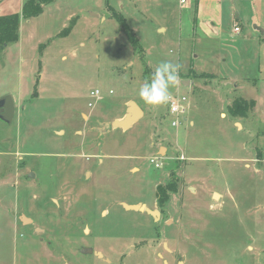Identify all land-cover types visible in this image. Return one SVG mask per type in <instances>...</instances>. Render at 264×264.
<instances>
[{
	"label": "rangeland",
	"instance_id": "obj_1",
	"mask_svg": "<svg viewBox=\"0 0 264 264\" xmlns=\"http://www.w3.org/2000/svg\"><path fill=\"white\" fill-rule=\"evenodd\" d=\"M26 1L0 0V16ZM192 2L53 0L20 20L0 51L15 108L0 119V264H264V0L213 1L220 36L200 39ZM164 61L186 97L176 126L138 95ZM236 98L257 103L232 116ZM127 100L143 117L110 128Z\"/></svg>",
	"mask_w": 264,
	"mask_h": 264
},
{
	"label": "trees",
	"instance_id": "obj_2",
	"mask_svg": "<svg viewBox=\"0 0 264 264\" xmlns=\"http://www.w3.org/2000/svg\"><path fill=\"white\" fill-rule=\"evenodd\" d=\"M53 0H27L21 6L19 12L8 13L0 16V51L7 45L14 43L19 37V22L21 19H29L36 17L43 11V6ZM121 23L122 28L128 33L129 38L134 46H137V41L134 34L127 28L124 19L117 14H114ZM254 106L253 100L236 98L229 106L232 116L245 117L248 110ZM260 157V153H258ZM168 185V186H167ZM166 186L159 185L157 187L158 202L162 204L168 198V192L174 189L173 184Z\"/></svg>",
	"mask_w": 264,
	"mask_h": 264
},
{
	"label": "clouds",
	"instance_id": "obj_3",
	"mask_svg": "<svg viewBox=\"0 0 264 264\" xmlns=\"http://www.w3.org/2000/svg\"><path fill=\"white\" fill-rule=\"evenodd\" d=\"M179 69L180 65L171 61L161 62L155 67L150 79L146 80L138 91L139 97L146 105L158 107L169 103L170 89L179 80Z\"/></svg>",
	"mask_w": 264,
	"mask_h": 264
},
{
	"label": "crops",
	"instance_id": "obj_4",
	"mask_svg": "<svg viewBox=\"0 0 264 264\" xmlns=\"http://www.w3.org/2000/svg\"><path fill=\"white\" fill-rule=\"evenodd\" d=\"M192 1L193 2L191 3L190 9H193L194 7L196 8L194 10V12H195V17L194 18H198V19L201 18L200 21H198V20L196 21L195 19L191 20V30H190V32H191V35H193L192 37H194L196 39H200L199 35H201V36H205V37H208V38H217V37L219 38V36H220V32H219V30H220V27H219L220 17L216 16V14H214V16L210 15L212 10H213L212 12H214V10H217V4L215 2H213V1H216V0H201V1L200 0H192ZM185 2H186V0H185ZM203 7L205 8L204 14H202V8ZM234 25L238 27L237 23L234 24ZM238 30H239V28H238ZM202 39H205V38H202ZM180 82L183 85H185V86L188 85V82L186 80H180ZM192 83H193V81L192 82L190 81L189 84H192ZM246 100H248V99H246ZM249 100H253V99H249ZM130 101L135 102L134 100H127L125 102V105H124L123 113L120 116H117V117L113 118L112 121L122 118L127 113ZM253 102L256 105L257 101L255 103V101L253 100ZM135 104L141 109V107L136 102H135ZM141 111H142V113H141V115L139 116V118H138V120L136 122H138L144 115L142 109H141ZM221 115H223V114L221 113ZM184 119H185V117H184ZM136 122L131 124L128 128L132 127ZM236 124H238V123H236ZM123 130H126V129H123Z\"/></svg>",
	"mask_w": 264,
	"mask_h": 264
},
{
	"label": "water",
	"instance_id": "obj_5",
	"mask_svg": "<svg viewBox=\"0 0 264 264\" xmlns=\"http://www.w3.org/2000/svg\"><path fill=\"white\" fill-rule=\"evenodd\" d=\"M256 28L264 34V30L262 28H259V27H256ZM14 112H15V108H14L13 98L10 95L1 97L0 98V119L7 123H10L13 119ZM141 113H142L141 109L135 104V102L130 101L127 113L122 118L112 121L109 124V127L127 129L131 124H133L134 122L138 120ZM30 176L33 177L34 174L31 173ZM123 206L127 210L147 212L154 219H157V217L159 218V215H160L159 211L151 210L148 207H146L145 204L143 203H137V204L123 203ZM21 220L25 223L24 221L25 219L21 218ZM82 252L92 253L93 250L84 249L82 250ZM96 254L98 256H101L99 252H96Z\"/></svg>",
	"mask_w": 264,
	"mask_h": 264
},
{
	"label": "built area",
	"instance_id": "obj_6",
	"mask_svg": "<svg viewBox=\"0 0 264 264\" xmlns=\"http://www.w3.org/2000/svg\"><path fill=\"white\" fill-rule=\"evenodd\" d=\"M182 3L185 2V0H180ZM235 31L238 30V27L235 26ZM91 95L95 99H99V91L96 89L91 92ZM186 97L181 96L178 94L171 95V99L168 103V112L174 116V119L172 120L171 124L172 126H176L179 122V117H181L186 112ZM175 121V123H173ZM152 163H155V166L158 167L160 164L157 162V159L154 157L151 159Z\"/></svg>",
	"mask_w": 264,
	"mask_h": 264
},
{
	"label": "bare ground",
	"instance_id": "obj_7",
	"mask_svg": "<svg viewBox=\"0 0 264 264\" xmlns=\"http://www.w3.org/2000/svg\"><path fill=\"white\" fill-rule=\"evenodd\" d=\"M217 196V195H216Z\"/></svg>",
	"mask_w": 264,
	"mask_h": 264
}]
</instances>
